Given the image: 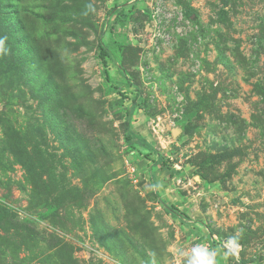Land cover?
Instances as JSON below:
<instances>
[{"label":"rangeland","instance_id":"rangeland-1","mask_svg":"<svg viewBox=\"0 0 264 264\" xmlns=\"http://www.w3.org/2000/svg\"><path fill=\"white\" fill-rule=\"evenodd\" d=\"M198 246L264 264V0H0V264Z\"/></svg>","mask_w":264,"mask_h":264},{"label":"clouds","instance_id":"clouds-1","mask_svg":"<svg viewBox=\"0 0 264 264\" xmlns=\"http://www.w3.org/2000/svg\"><path fill=\"white\" fill-rule=\"evenodd\" d=\"M192 253V257L188 264H214L215 254L210 252L207 248L198 246L193 248Z\"/></svg>","mask_w":264,"mask_h":264},{"label":"trees","instance_id":"trees-1","mask_svg":"<svg viewBox=\"0 0 264 264\" xmlns=\"http://www.w3.org/2000/svg\"><path fill=\"white\" fill-rule=\"evenodd\" d=\"M99 49L100 50H99V54H98V61L105 63L104 57L107 55V51L103 46H100ZM130 135H132V134H128L127 136L129 137ZM160 163H161V165H166L167 160H163Z\"/></svg>","mask_w":264,"mask_h":264}]
</instances>
